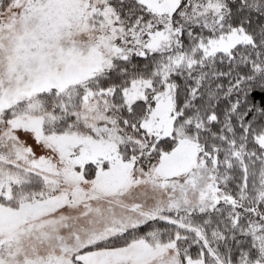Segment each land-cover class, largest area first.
<instances>
[{
  "label": "snow or ice",
  "instance_id": "obj_1",
  "mask_svg": "<svg viewBox=\"0 0 264 264\" xmlns=\"http://www.w3.org/2000/svg\"><path fill=\"white\" fill-rule=\"evenodd\" d=\"M0 264H264V0H0Z\"/></svg>",
  "mask_w": 264,
  "mask_h": 264
}]
</instances>
